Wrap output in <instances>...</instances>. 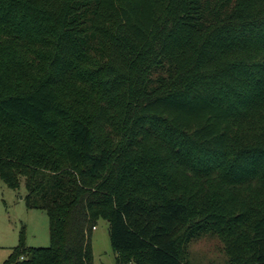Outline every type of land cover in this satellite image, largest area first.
<instances>
[{"label": "trees", "instance_id": "16d2710c", "mask_svg": "<svg viewBox=\"0 0 264 264\" xmlns=\"http://www.w3.org/2000/svg\"><path fill=\"white\" fill-rule=\"evenodd\" d=\"M0 181L50 245L3 264H264V0H0Z\"/></svg>", "mask_w": 264, "mask_h": 264}, {"label": "rangeland", "instance_id": "374dc122", "mask_svg": "<svg viewBox=\"0 0 264 264\" xmlns=\"http://www.w3.org/2000/svg\"><path fill=\"white\" fill-rule=\"evenodd\" d=\"M25 189L7 188L0 181V264L18 246L20 233L29 248H47L50 245L49 222L45 212L29 210L24 202ZM94 264H114L108 224L99 220L91 235ZM227 256L220 241L213 236H202L188 248L189 264H224Z\"/></svg>", "mask_w": 264, "mask_h": 264}, {"label": "crops", "instance_id": "0c3cea01", "mask_svg": "<svg viewBox=\"0 0 264 264\" xmlns=\"http://www.w3.org/2000/svg\"><path fill=\"white\" fill-rule=\"evenodd\" d=\"M94 231V230H93ZM93 262H94V259H93ZM114 264H115V257H114Z\"/></svg>", "mask_w": 264, "mask_h": 264}]
</instances>
